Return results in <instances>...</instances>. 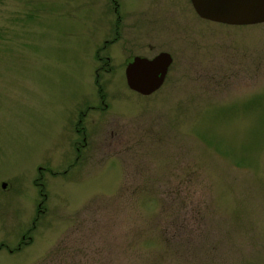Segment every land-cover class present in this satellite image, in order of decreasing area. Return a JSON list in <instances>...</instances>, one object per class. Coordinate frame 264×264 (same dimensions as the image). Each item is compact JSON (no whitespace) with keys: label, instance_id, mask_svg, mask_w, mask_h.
I'll list each match as a JSON object with an SVG mask.
<instances>
[{"label":"rangeland","instance_id":"rangeland-1","mask_svg":"<svg viewBox=\"0 0 264 264\" xmlns=\"http://www.w3.org/2000/svg\"><path fill=\"white\" fill-rule=\"evenodd\" d=\"M0 264H264V22L0 0Z\"/></svg>","mask_w":264,"mask_h":264},{"label":"water","instance_id":"water-1","mask_svg":"<svg viewBox=\"0 0 264 264\" xmlns=\"http://www.w3.org/2000/svg\"><path fill=\"white\" fill-rule=\"evenodd\" d=\"M190 3L199 17L213 22L228 25L264 22V0H190ZM169 62L166 53L151 59L134 57L124 68L126 85L140 94L151 93L161 84Z\"/></svg>","mask_w":264,"mask_h":264},{"label":"flooded vegetation","instance_id":"flooded-vegetation-1","mask_svg":"<svg viewBox=\"0 0 264 264\" xmlns=\"http://www.w3.org/2000/svg\"><path fill=\"white\" fill-rule=\"evenodd\" d=\"M189 3H190V0H189ZM190 6H191V8H192L191 3H190ZM192 9H193V8H192ZM254 24H255V23H254ZM240 25H242V24H240ZM245 25H248V24H245ZM115 27H116V26H115ZM115 33H118L117 30H115L114 33H112V37L115 35ZM139 41H140V40H139ZM143 42H144V40H143ZM144 43H145V42H144ZM136 56H139V55H134V56L131 58V60H132L134 57H136ZM140 57H141V56H140ZM131 60H130V61H131ZM130 61L126 62L124 68L126 67L127 63H129ZM123 72H124V71H123Z\"/></svg>","mask_w":264,"mask_h":264}]
</instances>
